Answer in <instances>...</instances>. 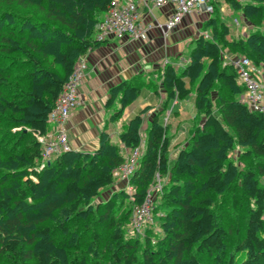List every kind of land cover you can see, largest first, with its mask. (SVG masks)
<instances>
[{
	"label": "trees",
	"instance_id": "1",
	"mask_svg": "<svg viewBox=\"0 0 264 264\" xmlns=\"http://www.w3.org/2000/svg\"><path fill=\"white\" fill-rule=\"evenodd\" d=\"M114 1L0 0V264H264V113L243 103L246 87L223 54L227 47L250 57L264 77V0H231L254 26L246 37H229L230 26L216 4L202 29L210 27L209 37L193 38L181 70L177 55L111 88L106 105L120 102L113 119L123 115L143 84L161 85L165 92L130 177V193L121 188L100 196L114 185L125 160L106 129L92 150H67L37 169L42 161L37 134L51 130L49 113L80 57L106 41L96 38V26ZM151 73L155 83L146 79ZM192 91L197 116L172 161L168 124L160 113ZM144 111L123 124V146L140 145ZM236 145L254 160L253 167L240 170L235 164L229 153ZM157 172L171 173L154 198L153 212L167 207L158 215L159 233L154 239L152 220L127 235L124 223L132 221L127 213L133 208L122 217L120 203L131 197L134 208L142 205ZM27 174L36 180L23 178ZM236 190L245 194L247 211L229 251L230 230L220 220L216 198L233 197ZM81 219L93 223H85L93 230L88 245L71 238ZM104 245L108 252L99 251Z\"/></svg>",
	"mask_w": 264,
	"mask_h": 264
},
{
	"label": "crops",
	"instance_id": "2",
	"mask_svg": "<svg viewBox=\"0 0 264 264\" xmlns=\"http://www.w3.org/2000/svg\"><path fill=\"white\" fill-rule=\"evenodd\" d=\"M118 1L125 2L128 0ZM134 1L138 4L140 19L144 24L155 23L156 20L160 24L165 23L173 7L171 4H165L160 7H152L149 10L141 0ZM219 6L220 3L218 4ZM212 15L213 13L205 11L188 14L168 34H163L160 27L153 26L149 30L147 39L134 38L126 34L121 37L110 38L95 49L87 51L83 55L87 63V70L78 89L82 104L73 110L67 124L68 138L72 149L92 150L98 145L99 135L103 129L110 132L113 139L118 138L119 140V132L123 124L129 120H122L118 128L117 126L112 129L109 128V119L113 120L112 113L120 106L119 101H116L111 107L106 105L111 88L120 81L131 78L134 74H147L150 71H155L159 69L163 61L166 59L170 60L177 55L180 58L176 62L180 63L179 65L182 67L187 61V56L183 57L181 53L182 48L179 38L189 34H193V38H195L201 34L202 22ZM242 16L246 20L243 13ZM197 18H200V20ZM197 23L200 25H197ZM246 23L248 26H253L247 20ZM251 30L240 29L242 35L240 38L246 37ZM207 33L209 32L207 31ZM170 34L174 41L170 40ZM148 87V95L146 94L145 96L148 97L149 103L143 108L137 107L136 113L145 109L142 114L143 122L146 120L149 126L152 115L163 106L166 98L161 85L157 87L159 88V93L156 92L157 88L149 85ZM154 93L159 101H154ZM178 105L179 103H176L175 108ZM182 108L183 106L180 107V109ZM53 126L54 124H52V128ZM71 132H73V138L70 135Z\"/></svg>",
	"mask_w": 264,
	"mask_h": 264
},
{
	"label": "built area",
	"instance_id": "3",
	"mask_svg": "<svg viewBox=\"0 0 264 264\" xmlns=\"http://www.w3.org/2000/svg\"><path fill=\"white\" fill-rule=\"evenodd\" d=\"M235 1L244 2L245 0ZM141 2L149 10H151L152 7H160L165 4H171L173 7L165 23L160 24V22L156 20L155 23L149 22L148 24H144L141 22L136 1L128 0L121 2L115 0L106 15L97 24L96 38L103 41L129 34L134 38L147 39L149 30L153 26L160 27L163 34H168L182 22L185 15L202 11L214 13L216 4H219L221 0H141ZM201 33L209 37L207 32ZM83 57L84 56L80 57L76 63L74 71L64 84L54 107L49 113L48 121L51 125L54 124L53 128L45 134H37L38 140L42 144V161L40 165L44 164L45 161L50 160L52 157H56L72 149L68 138L67 123L73 110L82 104L78 89L87 70V63ZM225 61L234 65L237 70L239 81L246 87V92L242 95L243 103L251 110L264 113V80H260L257 77L258 74L263 75V70L254 64L250 57L243 54L228 53V55L225 56ZM168 62L169 59H166L161 66H164ZM176 101L175 99L174 103ZM170 113L171 110L168 111L166 122L169 119ZM143 143H145V140H141L140 145L133 149L125 147V160L115 172L116 177L122 179L118 184L125 183L123 187L129 192L132 191L130 177L142 155L141 145ZM159 175L160 174H158V177ZM162 187L161 185L157 190L160 191ZM154 198L155 196L148 192L143 204L135 208L132 220L134 228L138 231H141L142 228L152 220L151 211H153L154 208Z\"/></svg>",
	"mask_w": 264,
	"mask_h": 264
},
{
	"label": "rangeland",
	"instance_id": "4",
	"mask_svg": "<svg viewBox=\"0 0 264 264\" xmlns=\"http://www.w3.org/2000/svg\"><path fill=\"white\" fill-rule=\"evenodd\" d=\"M218 9H219V12L221 13L222 18L230 26L231 32H230L229 37L231 39L240 38L242 36L240 33V29L246 28L247 30H251L254 28V26H248L247 25L246 20L243 19L242 12L233 6V3L231 2V0H221L220 6L218 7ZM197 19L200 20V18H197ZM205 21H206V19L201 24V30L204 28ZM237 23H239V25H237ZM197 25H200V24L197 23ZM207 31L209 33H211L210 27L207 28ZM193 36H194L193 34H189L187 36L179 38V41L181 43V48H182L181 53H182L183 57H186L188 55V50L192 46ZM170 40L174 41L171 34H170ZM228 53L229 54H236V53H232L229 50V48H227V47L225 49H223L224 57L226 55H228ZM237 54H239V53H237ZM179 64L180 63H178V66H179L178 70H181V66ZM257 77L260 80H264L263 75L258 74ZM146 79H148V82L149 81H152V83L156 82V79L154 77V73L149 74V76H147ZM157 82L160 84L159 80H157ZM154 87H155V85H153V88ZM148 90H149L148 84L147 83L143 84L141 86L140 92L137 94L134 101L130 105L127 106L122 119L121 120H120V118L119 119H113V120L109 119V122H108L109 128L112 129V128H115L116 126L118 128L122 120H124V119L130 120L132 117L135 116L137 107H141V108L145 107L146 104L149 103L148 97L145 96L146 94L148 95V93H147ZM153 97H154V101H156V100L159 101V99L155 93L153 94ZM174 101H175V99H172L170 101V106L166 110L161 111V113H160V120L163 122L164 125L168 124V133L171 137L170 157H171L172 161L174 160L175 154L177 153V150L179 149V147H176V145L177 144L180 145V144H183L186 142L188 131L194 125V122H195V119L197 116V108L195 105V91H192V93H190L187 97H185L183 99H178L177 103H179V105L176 108H175ZM163 106H161V108ZM181 106H183L182 109H180ZM170 110H171V113L169 115L168 121L166 122V117H167L168 111H170ZM147 127H148V122L146 123V120H145V122H143L142 126H141L142 140L146 139ZM70 135L72 137L73 132H71ZM116 139L112 138V141L121 145L122 150L125 151V146L122 145V143L120 142V140H118V138H116ZM144 151H145V143H143L141 145V152L143 153ZM242 152H243L242 146L236 145L235 148L233 150H231L229 154H230V157L235 162V164L238 165L240 170H243L244 168H247V167H253L254 160L252 158H249V157H245V156L243 157L241 155ZM55 158L56 157H52L50 160L45 161L44 164L39 165L37 167V169L38 170L44 169L48 164L53 162ZM13 173H15V172H13ZM158 174H160V173L159 172L156 173V177L148 189V192L152 193L153 196L157 195V193H160L162 191V188L160 191L157 190V188H159L161 185L163 186L165 183H167L169 181L171 173L170 174L168 173L167 175H164V176L159 175V177H158ZM14 176L16 177V175H14ZM28 176H30L34 180H36V178L31 176V174L24 175L23 178L24 177L26 178ZM17 179H20V177L17 176ZM115 181L116 182L114 183V185L109 186L102 191V193L100 194V196L102 198H105L109 195H112L113 192L112 193H110V192L115 191L114 189L124 188L123 185L125 183L120 184V185L118 184L119 182L122 181L121 178L118 179L116 177ZM61 190H62L61 188H60V190L58 188L57 192L60 193ZM39 194L42 195L43 190H40ZM230 194H227L228 196L226 194L224 196L219 194L216 199L219 201V206H218L219 213H218V215L220 217V220L226 226V228L228 230H230L228 232L229 233L228 238H229V242H230L228 249H229V251H232L233 246L235 245V243L237 242V239H238V234H237L238 228L243 230L244 219L246 217L245 211H247V210L244 206L246 203V196L243 192H241L240 190L239 191L236 190V192L233 193L234 194L233 197H231ZM223 198H225V199H223ZM129 200H131V197L124 199V201L122 203H120V207H121V210H120L121 215L120 216L124 217L125 211H129L130 209L133 208V210L130 211V213H127V215L132 214V219H133L135 208L133 207L134 206L133 203H131ZM94 201H96V200H94ZM94 203H96V202H94ZM157 210H158L157 212L151 211L152 217L154 216L152 220L155 222V224H153V230H154L153 234L158 232V230H159L158 229V227H159L158 226L159 225V216H158L159 213L166 212L167 207L161 206ZM52 213H54V212H52ZM54 214H53V216H54ZM152 220H150V222ZM130 221L128 222V220H127L124 223L125 227L128 228L127 229V235H129L130 232L134 228L133 220L131 221L132 223H130ZM150 222H148V223H150ZM85 223H92V221L82 220V219L79 220L78 227L76 230L77 233H74L75 235L72 234L74 237L71 236V238L76 239V240H80L81 242H83L82 244L88 245V244H90V240H91L93 230L86 228ZM91 225H93V223ZM95 225H96V227L94 230L97 231L98 226H97V224H95ZM100 233H101V236L107 237V234H108L107 230L106 231L102 230V231H100ZM155 237L156 236L154 234V239H156ZM45 240H46V244H49V245L51 244V242H49V240H47V239H45ZM154 242H155V240H154ZM99 248H100L99 251L103 249L106 252H108V250H109L107 245H104L103 247H99ZM0 261H3L2 258H0Z\"/></svg>",
	"mask_w": 264,
	"mask_h": 264
}]
</instances>
